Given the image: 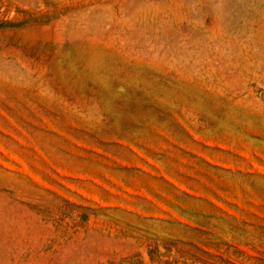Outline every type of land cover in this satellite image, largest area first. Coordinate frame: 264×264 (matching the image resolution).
Returning a JSON list of instances; mask_svg holds the SVG:
<instances>
[{
    "label": "rangeland",
    "instance_id": "374dc122",
    "mask_svg": "<svg viewBox=\"0 0 264 264\" xmlns=\"http://www.w3.org/2000/svg\"><path fill=\"white\" fill-rule=\"evenodd\" d=\"M0 264H264V0H0Z\"/></svg>",
    "mask_w": 264,
    "mask_h": 264
},
{
    "label": "bare ground",
    "instance_id": "6f19581e",
    "mask_svg": "<svg viewBox=\"0 0 264 264\" xmlns=\"http://www.w3.org/2000/svg\"><path fill=\"white\" fill-rule=\"evenodd\" d=\"M190 52V51H189Z\"/></svg>",
    "mask_w": 264,
    "mask_h": 264
}]
</instances>
